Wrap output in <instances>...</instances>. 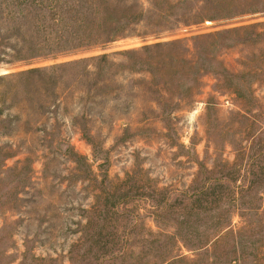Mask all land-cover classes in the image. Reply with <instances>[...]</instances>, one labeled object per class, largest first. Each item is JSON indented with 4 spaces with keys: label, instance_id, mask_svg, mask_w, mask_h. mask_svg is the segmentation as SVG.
<instances>
[{
    "label": "rangeland",
    "instance_id": "obj_1",
    "mask_svg": "<svg viewBox=\"0 0 264 264\" xmlns=\"http://www.w3.org/2000/svg\"><path fill=\"white\" fill-rule=\"evenodd\" d=\"M19 1L0 0V75L114 65L0 129V264H264V0H97L125 37L7 66Z\"/></svg>",
    "mask_w": 264,
    "mask_h": 264
},
{
    "label": "trees",
    "instance_id": "obj_2",
    "mask_svg": "<svg viewBox=\"0 0 264 264\" xmlns=\"http://www.w3.org/2000/svg\"><path fill=\"white\" fill-rule=\"evenodd\" d=\"M18 6L19 11L12 9L9 14L14 21L10 26L14 31L3 38L7 45L3 46L5 52L2 56L5 58L2 63L7 66L56 60L104 47L125 37V28L134 22L116 6L97 0H24L19 1ZM242 29L245 27L204 37L228 38L225 35ZM110 56L102 53L0 75V81L4 82L0 92V129H8L17 123L27 128L41 125L38 118L49 106L58 103L62 95L67 94V91L63 92L64 85L70 90L80 82H91L90 86L99 87L106 80L105 72L114 65ZM66 79L71 81L69 85L64 83ZM4 105L14 108L15 114L2 118Z\"/></svg>",
    "mask_w": 264,
    "mask_h": 264
}]
</instances>
